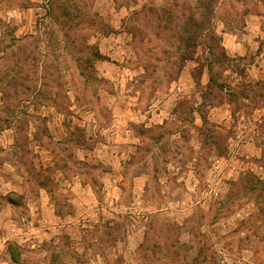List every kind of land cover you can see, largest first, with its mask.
<instances>
[{"label": "rangeland", "instance_id": "obj_1", "mask_svg": "<svg viewBox=\"0 0 264 264\" xmlns=\"http://www.w3.org/2000/svg\"><path fill=\"white\" fill-rule=\"evenodd\" d=\"M78 3L65 44L47 0H0V264H264V0L217 7L205 105L183 0Z\"/></svg>", "mask_w": 264, "mask_h": 264}, {"label": "trees", "instance_id": "obj_2", "mask_svg": "<svg viewBox=\"0 0 264 264\" xmlns=\"http://www.w3.org/2000/svg\"><path fill=\"white\" fill-rule=\"evenodd\" d=\"M78 2L79 0H47L48 16L62 26V30L66 29L63 34V37L67 39L65 44H68L67 42L72 44L77 43L75 41L76 37H81V40L88 38L84 33L78 35V30H80L79 25L86 21H93L96 15V13H93L92 11L85 14L84 17L78 14L80 11L78 9L80 3ZM224 2L225 0H196L194 3H191L190 0H183L182 5L181 3H176V6L178 7H180V5L182 6L184 9L183 13L175 15L172 11L169 12V15L175 17L171 22L179 20L183 24V33L180 36L182 42L181 60L176 61L175 63L180 66L181 62L184 63L188 60H197L199 67L196 70L199 75L202 74L205 66L208 68L209 81L207 84L202 85L200 80L196 81L199 86H203V88L207 90H202V105L206 104L207 98H209L212 93H214L215 98H218L222 96V90H226V84L219 83L217 80L216 76L218 71L216 70V67L227 66L231 57L226 53L225 47L222 44V37L217 33L214 22L216 9ZM232 6V10L234 9V11H236L237 6ZM86 42L88 43V41ZM200 47H202V53L199 54L198 49ZM88 49L90 52L86 61L89 63L88 67L91 68V72H95L92 63L95 60L107 59L108 57L102 54L99 48L94 46V44H88ZM82 66L83 65L79 63V67ZM171 78L177 79V75H174ZM44 84L46 86L49 85L48 82H44ZM227 94L230 95L231 93L227 92ZM44 97L48 98L47 91L44 92ZM199 113L203 124H207L209 121L204 111L200 110ZM207 130H209V127ZM261 160H264V154ZM247 178L249 180L248 182L251 184L254 185L257 183L261 188H264V179H256L253 174H249ZM141 246H143V244ZM11 257L14 261L19 262L18 254H15L13 251L11 252Z\"/></svg>", "mask_w": 264, "mask_h": 264}, {"label": "crops", "instance_id": "obj_3", "mask_svg": "<svg viewBox=\"0 0 264 264\" xmlns=\"http://www.w3.org/2000/svg\"><path fill=\"white\" fill-rule=\"evenodd\" d=\"M239 44H241V42H237L236 46H238ZM240 54H242V52H240ZM37 202H39V207H41L42 209H45L47 207V202L48 201H47V199H45V197L42 196V199H39Z\"/></svg>", "mask_w": 264, "mask_h": 264}]
</instances>
